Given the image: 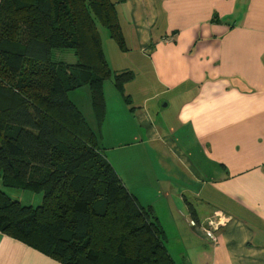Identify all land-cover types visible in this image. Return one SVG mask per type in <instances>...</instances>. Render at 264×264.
Wrapping results in <instances>:
<instances>
[{"label": "crops", "instance_id": "obj_1", "mask_svg": "<svg viewBox=\"0 0 264 264\" xmlns=\"http://www.w3.org/2000/svg\"><path fill=\"white\" fill-rule=\"evenodd\" d=\"M113 1L127 48L104 51L111 70L134 73V48L150 73L134 108L105 95L107 159L178 264H264V0ZM0 264L63 263L0 231Z\"/></svg>", "mask_w": 264, "mask_h": 264}, {"label": "trees", "instance_id": "obj_2", "mask_svg": "<svg viewBox=\"0 0 264 264\" xmlns=\"http://www.w3.org/2000/svg\"><path fill=\"white\" fill-rule=\"evenodd\" d=\"M97 22L126 47L113 0L0 1V179L43 194L32 206L0 190V231L63 264H178L159 218L125 186L69 98L87 86L100 128L105 80L114 74L126 95L133 79L111 70ZM67 49L76 62L54 60Z\"/></svg>", "mask_w": 264, "mask_h": 264}, {"label": "rangeland", "instance_id": "obj_3", "mask_svg": "<svg viewBox=\"0 0 264 264\" xmlns=\"http://www.w3.org/2000/svg\"><path fill=\"white\" fill-rule=\"evenodd\" d=\"M120 25L123 26L122 20L119 21ZM97 24L98 31L100 33L101 41H102V49L106 52L107 57L110 59L111 63L115 59H121L116 56L115 50L120 48L121 50H125L126 47L123 49L109 34V31L106 27H103L102 25ZM125 29V26H124ZM123 54H126L122 51ZM54 60L57 61H67V62H76V58L73 55V52L71 50H56L54 51ZM126 61L127 63H131V67L134 71V76L138 77L137 81H134L132 84H125L124 85V92L126 95L123 97V95L120 93V91L116 88V85L114 83V74L113 77L110 79H106L104 82V89H105V95L111 99V101H116L117 98H120V104H126L128 108L130 104H133V100H135V96H132V92L134 95L141 96V94L138 92L139 86L141 85L142 79H146L148 76V73H150V70H146L145 66H141L137 60H136V54L135 49L133 48L131 51L127 52L126 55ZM135 58V61H133ZM134 77V78H135ZM132 79L131 81H133ZM130 81V82H131ZM129 94V95H128ZM69 98L74 101L77 106L82 111L84 117L86 118L89 125L93 128V130L99 134L100 128L98 126V120L97 117H95L93 109H92V103H91V93L87 86L81 87L77 90H73L69 92ZM125 98L129 99L128 102L125 101ZM133 98V100H132ZM135 105V104H133ZM133 105H130L131 108H134ZM103 126V125H102ZM101 126V127H102ZM103 128V127H102ZM102 130V129H101ZM0 190L4 191L9 197H11L14 200H18L23 205H32L37 206L43 202V194L42 193H36L29 190H22V189H16L13 187H7L4 186L2 183V180L0 179ZM168 233L170 235H173L174 231L171 228H168ZM177 257V260L180 261L179 255L173 251Z\"/></svg>", "mask_w": 264, "mask_h": 264}, {"label": "built area", "instance_id": "obj_4", "mask_svg": "<svg viewBox=\"0 0 264 264\" xmlns=\"http://www.w3.org/2000/svg\"><path fill=\"white\" fill-rule=\"evenodd\" d=\"M215 217L210 218L204 228L205 235L212 240L215 239V233L219 228L220 223L222 224L224 222V220H222L224 218L215 219Z\"/></svg>", "mask_w": 264, "mask_h": 264}]
</instances>
